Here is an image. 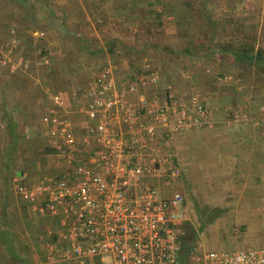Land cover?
<instances>
[{"label":"crops","instance_id":"crops-1","mask_svg":"<svg viewBox=\"0 0 264 264\" xmlns=\"http://www.w3.org/2000/svg\"><path fill=\"white\" fill-rule=\"evenodd\" d=\"M27 1L0 0V264H76L59 256L70 246L67 218L47 213L42 195L26 201L21 189L68 167L67 154L56 151L49 135L55 119L70 121L75 157L96 146L84 103L93 81L124 87L148 73L147 64L163 95H195L208 109L205 124L177 133L171 146L181 169L174 186L190 221L198 196H205L206 207L226 209L264 191V72L257 66L245 71L229 51L240 50L250 35L257 48L264 43V0ZM142 23H153L170 41L140 46L160 45L172 58L130 63L122 55L118 46L126 50L136 40L125 42L121 29L137 33ZM203 65L231 86L213 84L205 96L182 92L179 84L189 91ZM85 66L93 71L77 90L74 79Z\"/></svg>","mask_w":264,"mask_h":264},{"label":"built area","instance_id":"built-area-1","mask_svg":"<svg viewBox=\"0 0 264 264\" xmlns=\"http://www.w3.org/2000/svg\"><path fill=\"white\" fill-rule=\"evenodd\" d=\"M145 68L124 87L99 78L87 90L92 150L75 157L70 121L55 119L49 135L68 167L21 189L23 198L35 202L42 195L47 213L67 218L70 246L59 256L76 264H264V247L186 252L189 215L174 186L181 169L171 146L177 133L201 128L208 109L195 95H163L158 75ZM54 100L63 111L61 96Z\"/></svg>","mask_w":264,"mask_h":264},{"label":"rangeland","instance_id":"rangeland-1","mask_svg":"<svg viewBox=\"0 0 264 264\" xmlns=\"http://www.w3.org/2000/svg\"><path fill=\"white\" fill-rule=\"evenodd\" d=\"M27 2H31V0H28ZM261 4L263 6L264 2L262 1ZM152 27L153 23L151 25L149 24V26L146 23L137 33H134L132 29L129 30L130 28L128 30H126L127 28L121 29L125 42L132 44V42L136 40L135 45H128L130 49L127 47L128 49L125 50L120 46L117 48L120 51H124L122 55L126 56L130 63H137L136 61L139 62L147 58L149 60L161 59L162 56L160 57V55L172 58L171 56L173 55L168 51L162 50L160 45L154 46L153 44H149L151 42H160L162 44L170 41V37L166 35V33L160 32L154 28L152 29ZM261 35L264 39V29ZM146 42L149 43L145 44L144 47L140 46ZM261 46H264V43ZM166 60L168 59L166 58ZM99 64L100 63L98 62L95 67L100 66ZM90 68L91 67L88 68L85 66V70L87 71H82L84 72L81 74L82 76L75 77V84L73 83L74 88L77 90L82 88L81 82L85 81L86 78L89 79L88 73L93 71ZM181 68L187 70L186 66ZM206 70L207 72L205 73ZM193 74L194 76H197V74L199 75L195 77L194 83L190 84L192 86L189 91H186L187 86H183L182 83L179 84V86L181 85L180 87L182 90H184L182 92H194L205 96V92L208 88H212L213 84L223 82L226 80L225 78H227V76L218 78L217 73H214L213 69L208 68L207 66L205 68L204 65L199 67L198 72ZM248 83L250 91H252L253 89L251 87H253V83H251V79L248 80ZM220 84L222 87L223 85L231 86L227 85V83ZM228 92L232 93V96H236L232 90ZM237 98L238 97H235V99ZM250 197L251 198L239 199L240 202L233 207L227 206L226 209L219 207L221 210L227 211L223 213L218 207L214 208L211 205L206 207L207 200L205 196H198L196 204L193 205V208L195 209V215L192 216L193 220L190 221L189 218V220L183 224V239L185 247L188 248L189 245H192L196 254H199L202 251L236 252L250 248L264 247V191L261 192V189L257 190V195ZM191 240L193 244L189 243Z\"/></svg>","mask_w":264,"mask_h":264},{"label":"trees","instance_id":"trees-1","mask_svg":"<svg viewBox=\"0 0 264 264\" xmlns=\"http://www.w3.org/2000/svg\"><path fill=\"white\" fill-rule=\"evenodd\" d=\"M247 38V44L240 46V50L229 49V51H232L234 54V59L238 65L246 66V69H244L245 71L251 66H257L264 72V46L260 45L257 48L255 44V35H250ZM189 243L193 244L192 240ZM192 247V245H189L188 248L185 247L188 254L192 251Z\"/></svg>","mask_w":264,"mask_h":264}]
</instances>
